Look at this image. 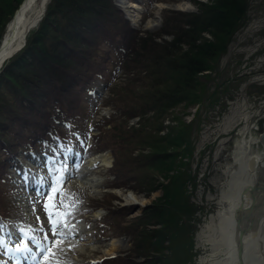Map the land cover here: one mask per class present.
Segmentation results:
<instances>
[{"label":"trees","instance_id":"16d2710c","mask_svg":"<svg viewBox=\"0 0 264 264\" xmlns=\"http://www.w3.org/2000/svg\"><path fill=\"white\" fill-rule=\"evenodd\" d=\"M21 1L0 0V40L7 16ZM248 8V0H217L200 7L204 18L170 12V17L163 16L159 30L142 34L113 0H48L22 47L0 66V219L7 220L11 211L16 213V206L9 202L7 163L14 161L18 149L33 150L47 137L73 143L62 129L76 127L86 114L98 79L105 92L98 103L114 108V114L98 118L94 123L97 133L86 135L92 143L90 152L111 153V186L132 183V174L143 172L142 185L149 192L157 184L148 173L167 176V168H173L158 203L126 221L131 232L123 225L127 209H110L99 202L106 211L104 223L118 234L130 236V251L135 255H149L156 236L160 247L173 236L170 242L179 244L184 255L180 262L196 264L187 259V253L190 237L201 222V207L190 201L186 184L184 187V181L194 182L195 178L186 171L188 163L183 159L191 158V136L199 131V122L170 127L164 134L160 131L171 108L213 98L207 95L209 74L204 73L217 69L233 31L246 23ZM205 32L210 39L203 36ZM164 34L171 39L153 40ZM115 92L124 95L119 103L111 97ZM132 98L134 102H130ZM135 115L141 116L143 125L139 127V123L134 132L126 124ZM133 149L144 152L143 159L126 169L118 161ZM155 224L159 225L156 230L151 228ZM191 252L199 255L195 247ZM104 259L109 264H128L119 255Z\"/></svg>","mask_w":264,"mask_h":264},{"label":"rangeland","instance_id":"374dc122","mask_svg":"<svg viewBox=\"0 0 264 264\" xmlns=\"http://www.w3.org/2000/svg\"><path fill=\"white\" fill-rule=\"evenodd\" d=\"M113 1L122 9L134 28L139 29L142 34H152L161 28L164 15L170 17V12H182L194 18L195 16L204 18L206 14L200 7L215 4L217 0ZM183 3L187 7L178 6ZM248 7V19L241 28L233 31L232 40L226 52L219 57L216 63L218 64L217 69L204 73L205 75L209 74L207 87L210 93L207 95H213V98L188 107L181 104L171 108L163 117V129L160 131V134H164L170 127L191 124V121L199 122V131H194L191 136L194 147L191 158L190 160L183 159L185 163H188L185 166L186 171L195 178L194 182L184 181V187L186 184L190 201L201 207V211H199L201 222L198 224L196 234L193 233L190 237L191 249L187 253V259L189 258L193 262L197 259L198 264L201 259L206 263L214 260L211 245L207 238L201 235V230L210 222L211 216H216L218 209L228 206L227 202L221 200V193L225 187L226 168L233 161L234 145L239 143L243 137L258 136L264 128V0H248ZM16 9L7 16L9 19L4 23L3 31ZM148 21L154 22L155 25L149 27ZM34 27L35 24L27 29L25 35ZM203 36L210 39L206 32ZM154 37V41L161 43V40H170L172 36L164 34L159 38ZM24 41L25 36L15 52L22 47ZM102 85L104 86V83L97 79L92 86L95 89V98L99 101H102L105 95L101 88ZM93 96L92 94V100L86 104V114L77 120L76 127L69 129L65 125L66 130L62 129V133L73 141V143L71 141L62 142L64 150L72 149L73 153L79 152L81 155L78 160L75 155L70 156L68 163L71 175L62 186L57 185L65 194V203L74 205L72 209L65 208L61 211H72V222L79 221L77 227L81 231L78 238L64 241L53 249L56 255L50 256L48 259L58 260L60 264H109L104 262V258L119 255L128 261V264H184L185 262H180L184 255L182 256L183 252L179 244L170 242L174 240L173 236H170L169 241L165 242L166 245L161 247L159 243H156V236L155 248L150 246L152 251L148 253L149 255L140 254L138 256L130 251L133 244L128 234L124 232L118 234L112 227H108L104 223L103 217L106 215V211L99 202L110 209L112 207L127 209L123 225L131 232L132 228L127 226L126 221L138 216L143 208L158 203V199L164 193V186L169 182L168 177L173 174V171L170 170L173 168L172 166L167 168V176L155 172L148 173L149 176H155L153 184H157L155 189L149 192H145V186L142 185V178L145 176L143 172L133 173L132 183L127 182L125 186L112 187L110 182H112L113 176L108 174V169L113 161L111 153L107 150L90 152L92 143L86 133L90 132V135L97 133L94 123L102 116L114 114V108L108 105L95 106ZM111 97L119 103L124 95L115 92L111 94ZM130 102H134L133 98L130 99ZM232 116L236 118V121L228 123L229 127L226 128L225 122ZM139 123V127H141L143 125L142 118L135 115L127 120L126 128H131L135 132V129L139 128ZM220 123L222 124L220 125ZM142 130H144V126ZM77 133L84 142L83 147L76 137ZM45 140L29 153L24 150V147L18 149L14 161L7 163L8 179L6 181L12 192L9 202L16 206V213L11 211L13 214L7 217V222L0 221L5 226L2 238L5 240L6 246L10 244L14 247L15 242H18L19 233L16 229L20 227L38 229L43 226L45 231H48L49 239H52L43 208L45 196H37L35 189L37 183L42 182L47 191L48 183L52 179L48 174L42 154L51 155V149L56 148L57 151L60 149L57 148L56 140L53 137H47ZM99 154L104 158L108 155L110 165L103 167L99 157L93 159ZM143 154L144 152L133 149L131 153L124 154L126 157L121 156L118 162L126 169H128L126 166L135 167L136 161L143 159ZM18 170H20L19 173ZM24 172H27L30 177L27 188H25L22 178ZM127 174L130 173L127 172ZM129 194L137 197L142 201V204L126 202L124 196ZM34 205L35 211H33ZM260 209H264V205ZM158 227L159 225L155 224L151 228L156 230ZM36 235L42 240L44 233L37 232ZM112 239L121 241L116 250L107 253L108 243ZM161 242L164 244V241ZM179 243L183 247L184 241ZM193 246L199 253L198 257H195L193 252L190 253L194 250ZM48 248H52V244H49ZM15 255L13 253L3 254V250L0 249V262L7 261L8 264H16L19 259L21 261L19 264H33L30 259H25L19 254ZM34 255L41 264H45L43 255L38 252Z\"/></svg>","mask_w":264,"mask_h":264},{"label":"bare ground","instance_id":"6f19581e","mask_svg":"<svg viewBox=\"0 0 264 264\" xmlns=\"http://www.w3.org/2000/svg\"><path fill=\"white\" fill-rule=\"evenodd\" d=\"M46 2L47 0L23 1L2 41L0 64L5 54L21 45L27 29L36 24L41 17ZM178 6L187 7L184 3ZM147 25L152 27L155 23L148 21ZM235 121L234 116L227 119L226 128L229 127L228 123ZM234 149L233 161L226 168V182L221 193V200L227 202L228 206L218 209L216 216H211L210 222L201 230V235L205 236L211 245L214 260L206 263L201 259L200 264H239L241 261L243 264H264V212L261 214L257 212L258 214L255 215L252 213V216L248 217V224L245 225L247 227L242 235L236 222V210L239 206L242 216L247 217L248 206L253 201L257 202L256 195L254 198L248 188L257 182L259 170L264 174V128L258 136L241 138L239 143L234 145ZM97 157L100 158L103 167L110 165L108 155L104 158L99 154L93 159ZM124 199L129 203L142 204V201L131 194L125 195ZM120 241V239H112L108 243L107 253L116 250ZM238 244L242 246L241 254L238 253ZM195 261L198 264L197 259Z\"/></svg>","mask_w":264,"mask_h":264},{"label":"snow or ice","instance_id":"6c2138e0","mask_svg":"<svg viewBox=\"0 0 264 264\" xmlns=\"http://www.w3.org/2000/svg\"><path fill=\"white\" fill-rule=\"evenodd\" d=\"M76 137L83 147L84 142L80 139L78 133ZM56 143L57 148L60 149L59 151L53 148L51 149V155L42 154L48 174L52 177L51 181L48 183L47 191L42 182H38L35 189L37 196H45L43 208L48 219V229L51 232L52 239H49L48 231H45L43 226L38 229L31 227L25 229L20 227L16 229L19 233L18 242H15L14 247L10 244L6 246L5 240L2 238L5 226L0 223V249L3 250V254H19L25 259H30L33 264H41L36 255H34V253L37 252L43 255L45 264H60L58 260L48 259L50 256L54 257L56 255L53 249L57 248L64 241L78 238L81 231L77 227L79 221L75 223L72 222V211H61L65 208L72 209L74 205L65 203V194L62 192L61 187L57 186L58 184L62 186L64 181L71 175L68 163L70 156L75 155L78 160L81 154L79 152L73 153L72 149L65 151L59 137L56 138ZM19 171L20 170H18V173ZM22 178L24 180V186L27 188L30 179L27 172L23 173ZM57 197H59V199H57ZM33 211H35V205L33 206ZM37 220H39V217H37ZM37 232L44 233L42 240L37 237ZM49 244H52V248H48ZM0 264H8V262L4 261L0 262ZM16 264H19L18 260Z\"/></svg>","mask_w":264,"mask_h":264},{"label":"water","instance_id":"95a60500","mask_svg":"<svg viewBox=\"0 0 264 264\" xmlns=\"http://www.w3.org/2000/svg\"><path fill=\"white\" fill-rule=\"evenodd\" d=\"M23 1L24 0H22L21 3L18 5V8L14 11L12 17L10 18L9 22L7 23L5 31H4V34H3L2 39L0 41V47H1L2 41L5 39L6 32L9 31V27H10L9 24L13 22V20L15 18V14L19 10V8H20L21 4L23 3ZM15 50H12L11 52H8L7 54H5L4 60L6 58H8L11 54H13L15 52ZM248 190H249L250 194L253 195L254 198H255V195H256L257 202L253 201V203L250 206H248V215H247V217L242 216L243 213L241 212V207L240 206L236 210V220H237L236 222H237V226L240 228L239 232H240L241 235L243 234V232L245 231V229L247 227L245 225L248 224V217H251L252 213L255 215V214H258L257 212H259V214H261V212H264V210L260 209L264 205V174L260 170H259V173H258L257 182L253 186H250L248 188ZM241 216H242V218H241ZM237 248H238V253L241 254V252H242L241 251V249H242L241 244H238ZM239 264H243V262L241 261V262H239Z\"/></svg>","mask_w":264,"mask_h":264}]
</instances>
